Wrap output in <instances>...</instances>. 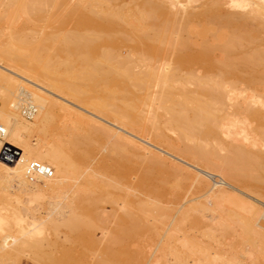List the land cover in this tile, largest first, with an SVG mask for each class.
Segmentation results:
<instances>
[{"label":"bare ground","instance_id":"obj_1","mask_svg":"<svg viewBox=\"0 0 264 264\" xmlns=\"http://www.w3.org/2000/svg\"><path fill=\"white\" fill-rule=\"evenodd\" d=\"M194 1L6 0L7 4L4 5L1 0L3 9L7 6L9 10L12 9L10 16L17 14L19 17L21 13L32 20L35 18L36 22L32 23L39 25L43 31L47 27L45 23L49 24L55 17V24H60L65 19L72 20L73 23H69L74 30L70 27L69 30L67 26V31L63 27L65 31L62 29L64 32H60L61 27L65 26L63 22L62 26L58 25L60 31L56 32L53 30L52 21V32L40 31L35 24L31 28L28 25L30 29L35 27V31L39 33L34 32L35 36L38 34L34 40L32 38L28 41L30 37H26L28 40L23 41L22 38L18 45L23 44V47L9 48L7 42L0 40V146L8 143L18 150V157L11 169L8 168V162L0 160V204L1 207L9 209L7 213L6 209L0 208V259H11L28 250L32 254L31 259L39 260L38 263L81 264L93 245L98 244L96 241L99 242L98 237L95 239L94 236L95 229L100 230V224L108 218L106 216L104 219L106 208L102 211L105 205L102 204H111V212L107 215L112 213L114 217L116 206L121 201L124 210L116 216V225L105 237L101 253L98 252L101 256L94 257V261L97 260L94 264H140L145 259L144 250L148 247L141 250L142 242L140 247L136 244L140 239L138 237H143L146 233L145 238L151 231L155 234L158 232L152 223L145 222L143 218L152 214L150 218L156 220L162 213L165 214L167 207L160 204L165 201L171 203L170 195L176 199H180L177 196L182 198L180 186L178 190L174 186L178 192L173 188V185H179L177 175L183 170L182 167L174 163L166 164L165 158L150 152L136 140L101 124L99 126L88 116L50 100L42 93L48 91L47 88L69 97L75 103L103 115L121 127L144 137L148 136L157 145L165 146L167 150L264 199V0H252L249 6L241 2L251 0H205L201 5L198 0V8L195 3L193 5ZM56 4L57 13L55 8L52 9ZM44 6H48L47 9ZM58 6L61 7L60 10ZM7 9L5 10L8 12ZM53 11L56 16H53ZM28 12L33 14L28 15ZM38 13L44 18H36ZM13 16L15 17L11 16V22L8 23H13L12 19L16 23L17 17ZM25 19L24 22L29 20ZM41 20L46 22L41 23ZM253 21H256V26L249 24ZM9 27L12 28L11 25ZM122 48L126 49L125 55L121 52ZM242 81L245 84L243 87L239 85ZM31 86L35 88H28ZM244 87L250 88V92ZM140 101L142 108L138 110ZM24 103H30L34 107L32 115L27 117L30 119L21 113L20 106ZM148 104V107L152 105L153 108L155 105V108H145L148 111L144 115L143 108ZM56 106L64 110L65 116H69L63 118L68 117L71 125L68 126L65 139L63 137L57 143L53 141L56 144L43 145L41 137L46 134V126L54 118L53 111ZM94 125H97L95 128L99 137L103 136V142L100 145L98 143L99 146L93 142L94 139L91 141V137L88 139L94 132ZM97 133L92 137L97 136ZM32 135L38 138L34 147L27 140ZM83 138L87 143L90 141L98 147L95 154L100 153L99 158L93 160L95 148H88L93 151L90 155L87 153L88 149L87 152L84 150L90 143L85 144V148L81 146L84 149L79 146V143L84 145ZM101 138L97 139L100 141ZM28 160H37L48 165L52 169V175L47 177L27 174ZM92 160L95 161L94 164H91ZM137 163L141 165V172ZM51 177L57 184L64 182V187L73 188V192H54L47 197L49 200L45 202L43 213L45 217L36 216L35 212L33 215V206L29 208V205H17L20 204L18 189L22 192L32 191L25 188L26 182ZM204 181L200 180L198 183L201 188L207 186ZM57 184L54 188L60 186ZM169 184H172L171 187ZM62 187L63 185L59 188ZM219 189L215 193L219 196L217 201L213 196V200L207 199V195L205 199L215 201L211 204L225 211L224 220L231 224L236 223L241 232L246 234L245 240L250 245L248 250L251 248L252 252V256L248 253L251 260L249 263L257 264L260 258H264V232L258 229L257 222L263 211L247 201H241L239 208L233 200L230 206H224L222 201L229 192L221 187ZM137 190L144 196H151L152 199L155 197V200L161 199V194L167 197L169 192V201L165 197V201L161 203V200L158 203L154 199L150 200L151 197L148 200L139 198ZM27 194V201L38 197L43 199L44 196L36 191ZM122 205H119L120 208ZM212 205L209 207L214 208ZM197 207L189 205L181 212L178 211L180 216L177 223L174 221L176 225L189 221L188 224L196 226L206 221L202 220V216H194L195 213L190 215L193 213L190 211L194 208L197 210ZM1 209L6 214H2ZM215 209L219 211L218 208ZM100 210V214L104 216H100ZM135 211L147 216L142 217ZM60 226L65 229L62 236L64 241H61L60 249L54 251L56 248L54 242L48 238L50 233L47 230L50 229L58 236L61 232L60 229L57 233ZM2 230L5 231L3 234ZM181 234L184 235L182 232ZM70 243L79 246L83 259L72 256ZM131 246L137 248L132 249ZM181 246L195 254L188 243L184 242ZM45 247L52 250L46 251ZM168 249H173L174 252L175 248ZM171 251L169 254L174 256L171 258L181 260L177 253ZM91 253L96 255L95 250ZM200 256L186 264L236 263L233 257L234 261L228 262L229 258L226 261L222 256L220 260L219 257ZM157 258L160 259V256Z\"/></svg>","mask_w":264,"mask_h":264},{"label":"rangeland","instance_id":"obj_2","mask_svg":"<svg viewBox=\"0 0 264 264\" xmlns=\"http://www.w3.org/2000/svg\"><path fill=\"white\" fill-rule=\"evenodd\" d=\"M6 0H2V4H7L6 2H5ZM127 1H129V0H127ZM205 1V0H200V5L203 3V2ZM0 2H1V0H0ZM3 2H5V3H3ZM196 4V8H198L200 5H198L197 3H199V1L197 0H195L194 2H193V5L195 6V4ZM241 3H243L244 5H248L249 6V4L251 5L252 4V0L251 1H243V2H241ZM2 4H0V40L2 39L5 43L7 42V44L6 45H8L7 47H9V48H11V46L12 47H15L16 48V46H18L19 48L23 45H18V43H21L20 41H26V40H28V38H29V40L28 41H30V39H32L33 38V40L35 39V37L38 35H36L35 36V33L34 32H36L35 31V27H34V29L32 28V29H30L32 26H33V24H35V23H32L33 21H35L36 22V19L35 18H33V20H32V18H29V16H28V18H27V15H26V17H25V14L23 15V14H21L20 12V14H19V17L17 16V14H13V15H16V17H17V19L15 20V22L16 23H14V19H12V22L13 23H8L9 21L11 22V19H10V17L12 16L13 18L15 17V16H13V15H11L10 16V14H12V12L13 11H11V13H10V10H12V9H10L9 10V8H8V6H7V8H4L3 9V7H4V5L3 6H1ZM8 5H9V3H8ZM55 5V4H54ZM52 6V5H51ZM50 6V7H51ZM60 6V5H59ZM58 6V7H59ZM193 6V9L195 8ZM46 9H47V7L48 6H44ZM1 8H2V10H4L5 11V14H4V12L1 10ZM14 8V7H13ZM44 8V9H45ZM52 8V7H51ZM50 8V9H51ZM55 8V10H56V13H57V11H58V8H57V4H56V7L54 6L52 9H54ZM60 8L61 7H59V10H60ZM195 8V9H196ZM225 8H227V7H225ZM5 9H7V10H9L8 12L5 10ZM231 8H229V10H230ZM231 10H233V9H231ZM47 11V10H46ZM51 11V10H50ZM234 11V10H233ZM1 12H3V14L1 13ZM7 12V13H6ZM18 12V11H17ZM35 11H33V13H34ZM42 12V11H41ZM49 12V11H48ZM16 13V12H15ZM29 14L28 15H32L30 12H28ZM43 13V12H42ZM44 13H45V11H44ZM52 13H54L53 14V16L55 15L56 16V14H55V12L53 11ZM10 16V17H8V15ZM22 15L26 18H24V17H22ZM50 15V14H49ZM48 15V16H49ZM37 16H41V14L39 15V13L38 14H36V18H38ZM45 17L47 16V14L46 15H44ZM51 16V15H50ZM53 16H51L52 18H53ZM5 17V18H4ZM11 17V18H12ZM31 17V16H30ZM41 17H43V15L41 16ZM40 17V18H41ZM3 18V19H2ZM8 18V19H7ZM19 18V19H18ZM40 18H38V19H40ZM44 18V17H43ZM43 18H41V19H43ZM7 19V20H6ZM24 19L25 20H27V19H29V20H27V21H29V24H26V22H24ZM32 21H31V20ZM35 19V20H34ZM37 19V20H38ZM46 19V18H45ZM48 19V18H47ZM50 19V18H49ZM48 19V20H49ZM55 19L57 20V18L55 17ZM54 18H53V20L54 21H56ZM3 20H5V21H3ZM18 20V21H17ZM52 20V21H53ZM6 21H7V23H6ZM39 21V20H38ZM44 21V20H43ZM43 21L41 20V23H43ZM52 21H50L49 22V24H46L45 23V25H47V27H45V31H43V28H42V26H41V24H40V26H41V28L42 29H40L39 28V25L37 26L36 24H35V26H37V29H39L40 31H43V32H49V31H51V28L53 29V24H52ZM53 21V23H54V31H56V32H59L60 31V26H58V25H60L61 24V26L63 25V22H64V24H65V26L63 25L62 27H61V30L63 29V27L66 29V31L68 30V28L70 27V28H72V25H71V23H73L72 22V20L70 21V19L67 21V19H65V20H63V22L62 23H60V24H55L56 22H54ZM67 21V23H65ZM6 24H5V23ZM31 22V23H30ZM40 22V21H39ZM38 22V23H39ZM44 22H46V20L44 21ZM69 22H71V23H69ZM28 23V22H27ZM256 21L254 22H250L249 24L251 25H253V26H256ZM9 24V25H8ZM14 26H13V25ZM25 24H26V26H25ZM68 24V25H67ZM69 24H70V26H69ZM11 25V27L12 28H10L9 26ZM19 25V26H18ZM24 25V26H23ZM28 25H29V27H28ZM44 25V24H43ZM44 25V26H45ZM48 25H49V27H48ZM8 26V27H7ZM23 26V27H22ZM51 26V27H50ZM67 26H68V28H67ZM252 26V27H253ZM20 27H22V29L20 28ZM27 27V28H26ZM57 27V28H56ZM69 28V30H71ZM8 29V30H7ZM10 29V30H9ZM30 29V30H29ZM65 29H63L64 31H65ZM73 29V28H72ZM222 29H224V28H222ZM33 31V32H31L30 33V31ZM52 30V31H53ZM60 31V32H64V31ZM74 30V29H73ZM10 31H11V34H10ZM51 31V32H52ZM79 31H81L82 32V30H79ZM8 32V33H7ZM12 32H14V33H12ZM19 33V34H18ZM28 33V34H27ZM37 33H39L38 31H37ZM14 35V36H12L11 38L9 37V35ZM28 35V36H27ZM10 39H9V38ZM26 37H28V38H25ZM8 38V39H7ZM23 38V39H22ZM22 39V40H21ZM8 40H10L9 42H8ZM11 44V45H10ZM17 44V45H16ZM10 45V46H9ZM23 47V46H22ZM18 49V48H17ZM121 52H122V54H124L125 55V52H126V49L125 48H122L121 49ZM9 68V67H8ZM244 83H243V81L242 82H240L239 83V85H242V87L245 85H243ZM44 88H46V86H43ZM28 88H35V87H28ZM244 89H245V87H244ZM248 89H250V88H248ZM248 89H245V90H247L248 92H250ZM47 90L48 91H45V92H42L44 95H46V96H48L49 97V99L50 100H52V101H54V102H57V103H59V104H62V105H64V106H67V107H69V108H72L73 110H76L77 112H79L80 114H82V115H84V116H88V118H90L91 120H94L95 122H97V125H99V124H101L102 126H105V127H107V128H109V129H112V130H114V131H116V132H120L121 134H123V135H126V136H128L129 138H131V139H134V140H136V142H138V143H141V144H143L144 146H146L147 147V149H149V151L150 152H153V153H156V154H159V155H161L163 158H165V160H166V164H169V163H174V164H178L180 167H182V171H181V173L179 172V175H177V177L179 176V178H178V180H177V177L175 178H173V179H175V180H177V182L179 181V183H177V184H179V185H173V188L175 189V187L177 186V190H178V187L180 188L179 189V191H180V194L182 193V198H181V196H177V197H179L180 199H176V198H173V195H170L169 194V192H168V194H167V197H166V195H165V193H167V192H165L163 195H165V196H162V194H161V196H160V198L161 199H154L155 200V202L157 201V203H158V201L159 200H161L160 201V203L161 202H163V200L165 201V198H166V200H168V196L170 195L171 197L169 198V200H170V202L171 203H167V201H165V202H163V203H161L160 205H162V206H164L165 208L167 207V208H169V210L166 208V210H164V213L165 214H167L166 216H165V214H163L162 213V215H160L159 216V214H158V216L161 218H163L162 220L158 217H156L157 219L156 220H153V219H151L150 218V215H152V214H150V215H148V219H150L149 221H147L148 219L147 218H143V220H146L145 222H149V223H152V226H153V228H154V226H155V228L154 229H156L155 231H158V232H156L157 234H155L153 231H151L152 233H154L153 234V236L151 235L152 233H148V235L144 238V236L146 235V233L143 235V237L141 236V237H138V238H140V239H138V241H137V245H138V247H140V242H142L141 243V247H142V244H143V249H141V250H144V248L146 249L147 247H148V249H146V250H144L145 251V253H144V257H145V259H144V261L142 262V263H140V264H186V262L188 261V263H191L192 262V260L194 259H196L197 257H199L200 255V257H203V256H205V257H219V260H220V257L222 258V259H225L226 261L228 260V258H229V260H228V262H233L234 260H236L235 262L237 263V262H239V263H237V264H248L249 262H251V260L249 259V255H248V253L250 254V253H252L251 252V248H250V251L248 250V248L250 247V245H249V242L248 241H246L245 239H246V237H245V235L246 234H243V232H241L242 230L240 229V227L238 226V225H236V223H232L231 224V222L229 223V221L228 222H226L225 220H226V218L224 217L223 218V216L224 215H226V213H225V211L224 210H222V209H220L218 206H215V205H212L211 203H215V201H212L213 200V198H214V200H218L219 198V196H217V194H215V193H217V191L218 190H220L219 188L221 187V189H224V190H226V191H228L229 192V194H228V196L226 197V198H224V200L222 201V204H224V206H230L231 205V202H235L236 203V206H237V208H239V206H241L242 205V202L241 201H247V202H250V203H252L253 205H255V206H259L258 208L259 209H261L263 212H262V216H260V218H258V229H260V231H262V232H264V199L262 200V199H260L259 197H257L256 196V194H251L250 193V191H246V189H244L243 187H241L239 184H234V183H232V182H229V181H227V180H225L224 178H221L220 176H217V175H215L216 173H214V172H212V171H210L209 169H206L205 167H203V166H200V165H198V164H195V163H192V162H190V161H188L187 159H184L183 157H181V156H179L177 153H175V152H173V151H169V149L167 150V148L164 146L163 147V145H157L156 143H154V142H152L150 139H149V137L148 136H145L144 137V135H140V134H137V133H134L133 131H130V130H128V129H126V128H124V127H121V126H119L118 124H116V123H114L113 121H111L110 119H107V118H105L103 115H101V114H98V113H95V112H93L91 109H87V107H85V106H83V105H81V104H77V102L75 103V101L74 100H72V99H70L69 97H67V96H64L63 94H60V93H58V92H56V91H53V90H50V88H47ZM53 93H52V92ZM63 95V96H62ZM53 96V97H52ZM264 96V95H263ZM142 103H141V101L140 102H138V110L140 109V108H142V105H141ZM150 104V103H149ZM149 104L148 105H146V106H144V115H145V113H147L146 111H148V110H146V109H148V108H151V106L150 107H148L149 106ZM145 105V104H144ZM146 108V109H145ZM153 108H155V105H154V107ZM153 108H151V109H153ZM56 109V110H55ZM59 107H54V113H53V115H54V118H52L51 119V122L49 121V123L47 124V126H46V129H47V131H46V136L45 135H43L41 138H42V142L41 143H43V145H47V143H48V145H52V143L53 144H56L57 143V140L58 139H63V137H64V139L66 138V135H67V132H68V130H69V124L71 125V123H70V121H68L67 120V118L69 117L68 115H66V116H68L66 119H64L63 117L65 116L64 115V110L63 109H60ZM62 110V111H61ZM142 111V110H141ZM140 111V112H141ZM151 111V110H150ZM149 111V113L148 114H150L151 112ZM63 113V114H62ZM65 114H67L66 112H65ZM56 116V117H55ZM65 116V117H66ZM27 118V117H26ZM27 119H30V118H27ZM69 119V118H68ZM53 121V122H52ZM65 121H66V123H65ZM59 124V125H58ZM67 124V125H66ZM58 125V126H57ZM65 126V127H63V126ZM78 125V124H77ZM80 125V124H79ZM97 125L95 126L94 125V128H93V134L91 135V136H88V139H89V137H91L90 139H91V141H93V139H94V143L95 144H97V146H99L100 144H102V142H103V136H102V138H101V136L99 137V135H98V133H97ZM57 126V127H56ZM69 126V127H68ZM82 125H80V127H81ZM100 126V125H99ZM98 126V127H99ZM61 127V128H60ZM68 127V129H66ZM77 127H79V126H77ZM96 127V128H95ZM60 128V129H59ZM82 128V127H81ZM80 128V129H81ZM49 129V130H48ZM63 129H64V131H63ZM99 129H100V127H99ZM60 130V131H59ZM79 130V129H78ZM48 131H50L49 133H48ZM61 131H63V133L64 134H62V132ZM67 131V132H66ZM58 132V133H57ZM99 132V131H98ZM96 133H97V136H95L96 137V139H95V137H92L93 135H96ZM81 134V133H80ZM77 136V138L79 137V139H80V136L77 134L76 135ZM83 136H85V135H83ZM143 136V137H142ZM170 136H171V134H170ZM37 136H35V135H32V136H30V137H27V140H28V143L30 144V145H32L33 147H34V145L37 143V140H38V138H36ZM61 137V138H60ZM81 137H82V134H81ZM86 137V136H85ZM97 138H101L100 139V141L97 139ZM87 139V140H88ZM89 139V140H90ZM45 140V141H44ZM81 140H82V138H81ZM85 140V142H84V145H83V143H82V145H80V141L78 142L79 143V146L81 147V146H84V148H85V144L87 145L88 143H90V141L87 143V141H86V139H84L83 138V141ZM150 140V141H149ZM56 142V143H54V142ZM96 141H99V142H97L96 143ZM50 143V144H49ZM98 143H99V145H98ZM88 146V147H87ZM86 146V148L84 149V148H82V149H84L86 152H87V149L88 148H91V150H93L94 148V154H95V152L97 151V149H98V147L96 146V145H93V143H90V144H88ZM90 146V147H89ZM92 147H93V149H92ZM96 147H97V149H96ZM89 151L87 152L88 153V155H90L89 153L90 152H93V151H91L90 149H88ZM103 150V149H102ZM101 152H103V151H101ZM99 153V152H98ZM104 153V152H103ZM92 154V153H91ZM100 154V153H99ZM99 154H95V158L93 159V160H96L97 158H99L98 157V155ZM144 154H146L147 156L149 155L148 153H146V152H144ZM101 155V154H100ZM97 157V158H96ZM92 160V161H93ZM85 161V160H84ZM84 161L82 162V163H84ZM16 161H13V162H8V168L9 169H11L12 167H13V165H14V163H15ZM94 164L95 163V161H93V162H91V164ZM137 167H138V170L140 169V164L139 163H137ZM92 167V166H91ZM90 168V167H89ZM86 169H88V167L86 168ZM141 170H142V168H141ZM141 170H139V172H141ZM186 172V173H185ZM140 173H138V175H139ZM186 175V176H185ZM53 176H54V173H53ZM52 176V177H53ZM52 177L51 178H48V179H42V180H40V181H33V180H30V182L28 181V183L26 182L25 184H26V186H25V188H29V189H31L32 191H36L37 193H42L44 196H45V198H44V196H43V199L42 198H39V200H38V198H36L37 199V201H36V199L34 200H31V201H27V198L29 197V194H27V193H30V192H32V191H24V192H22L21 190H19L18 189V192H19V195L18 196H20L19 198L21 199V201H20V199H19V201L18 202H20V204H17V205H20V206H23L24 207V205H25V207H26V205H29V206H27V207H29V208H31L32 206V214H33V212H35L34 214H36V216H38L39 215V217L41 216H43V217H45V215L43 214L45 211V202H46V200L48 199L47 197H49L50 195H52L54 192H59V193H61L62 191H66V193H68V192H73V188H71L70 186V188L69 187H64L65 186V184H63L64 182H61L62 184H60V182H58V184L54 181V179H52ZM196 177V178H195ZM195 179V180H194ZM172 180V179H171ZM174 180V181H175ZM200 180H202V181H206V183H207V186L205 185L204 187H202L201 188V186H199V181ZM132 181L134 182L135 181V179H132ZM173 181V182H174ZM204 181V182H205ZM155 182H157V180L155 179ZM171 183V182H170ZM60 185V186H57L58 188H54V187H56V186H54V185ZM168 184V183H167ZM181 184V185H180ZM230 184V185H229ZM63 185V187L62 188H59V187H61ZM170 185H172V184H169V186ZM238 185V186H237ZM66 186H68L67 184H66ZM175 186V187H174ZM171 187V186H170ZM68 188V189H67ZM215 188V189H214ZM217 188H218V190H217ZM57 189V190H56ZM170 190H172V188H170ZM176 190V189H175ZM176 190V192H178ZM183 190V191H182ZM208 190H209V192H208ZM68 191V192H67ZM139 190H137V195H138V197L139 198H143L144 197V199H149L148 197H151V196H144V194L142 193V192H138ZM216 191V192H215ZM213 192V193H212ZM70 193V194H71ZM212 193V194H211ZM233 193V194H232ZM69 194V193H68ZM179 194V195H180ZM208 194H210L209 195V197H208ZM143 195V196H142ZM207 195V196H206ZM232 195V196H231ZM205 196L207 197V199H212V200H210V201H208L207 199H205ZM211 196H213V198L211 197ZM217 196V197H216ZM147 197V198H146ZM158 197H159V195H158ZM157 196H156V198H158ZM165 197V198H164ZM26 199V200H25ZM152 199V197L150 198V200H153ZM173 199H176V201H174ZM240 199V200H239ZM249 199V200H248ZM24 200V201H23ZM45 200V201H44ZM49 200V199H48ZM47 200V201H48ZM168 200V201H169ZM233 200V201H232ZM237 200H239V201H237ZM23 202V203H22ZM25 202V203H24ZM28 204H27V203ZM200 202V203H199ZM203 202H204V204H203ZM206 202V203H205ZM254 202V203H253ZM21 203L23 204V205H21ZM120 204H118L117 206H116V208H117V210L115 211V213L113 214V216L114 217H112V213L110 214V216L109 215H107V214H109L108 212H111V211H109V210H111V209H109V208H111L110 207V203L108 204V202H105V203H101L102 204V206H103V209H102V211L104 210V211H106L104 214H105V216L104 215H101L102 213V211L100 210V212H99V214H100V216H104V219H106L107 217L106 216H108V218H107V220H105V222L102 224H100V227L99 228H101L100 230H98V228H96L95 229V232H94V236H96L95 237V239L98 237V240H99V242L101 243H99L98 241H96L98 244H96L95 243V246L93 245V247L91 248V250H89L88 251V256H84V261H82L81 262V264H86L87 262V264H94V262L96 263V258H95V260L96 261H94V257L95 256H97V258L99 257V255L100 254H98V252H100L101 251V248H102V245L104 244V241H105V237L108 235V233L112 230L111 228H113L114 227V225H116L115 223L117 222V217L122 213V211L124 210L123 209V205H122V203H121V201L119 202ZM176 203V204H175ZM192 203V204H191ZM209 203V204H208ZM39 204V205H38ZM107 204V205H106ZM171 204V205H170ZM186 204V205H185ZM195 204H196V206H195ZM206 204V205H205ZM256 204H258V205H256ZM15 205H16V203H15ZM16 205V206H17ZM31 205V206H30ZM119 205H122V207L120 208V206ZM167 205V206H166ZM188 205V206H187ZM189 205H194V207H197L198 209L196 210L195 208L194 209H192L190 212H193V213H190V215L191 216H193V214H194V216L196 215V216H198V217H201L202 216V220H206V221H203L202 223H199L200 225H196V226H191L190 224H188V222H183L182 224L181 223H179V225L177 226L176 225V223L178 222V221H176V220H178V216H180L179 215V212L178 211H182V210H184L186 207H189ZM209 205H212V206H215L216 208H218V210L220 211H217L216 209H215V207L214 208H212L211 206L209 207ZM3 206V205H2ZM19 206V207H20ZM38 206V207H37ZM109 206V207H108ZM119 206V207H118ZM202 206H204L206 209L204 210V208L202 207ZM207 206V207H206ZM42 207V208H41ZM105 207V208H104ZM172 207V208H171ZM191 207V206H190ZM0 208H3V207H1V204H0ZM8 207H4L3 209H6V211L8 210L9 211V209H7ZM37 208V209H36ZM118 208H120V209H118ZM203 208V209H202ZM3 209H1L2 211V214H4L3 212H5V214H6V211L5 210H3ZM173 209V210H172ZM200 209V210H199ZM176 210V211H175ZM198 210H199V212H198ZM210 210V211H209ZM8 211H7V213H8ZM195 211V212H194ZM200 211H202V212H200ZM203 211H204V214L206 215H204L203 214ZM208 211V212H207ZM221 211H223V213L221 212ZM240 211H242V210H240ZM36 212H38V213H36ZM137 211H135V213H136ZM171 212V213H170ZM197 212V213H196ZM244 212V211H243ZM200 213V214H199ZM202 213V214H201ZM220 213H222V214H220ZM225 213V214H224ZM245 213V212H244ZM246 213H248V212H246ZM33 214V215H34ZM137 214H140V216H142L143 217V215H146L147 216V214H142L141 212H137ZM178 214V215H177ZM203 215H204V217H203ZM117 216V217H116ZM168 216V217H167ZM208 216V217H207ZM210 217V218H209ZM214 219H213V218ZM215 217H217V218H215ZM219 217H222L221 218V220H219ZM26 218H30V217H26ZM103 218V217H102ZM173 218H174V220H173ZM176 218V219H175ZM205 218H207L208 219V221H207V219H205ZM111 219V220H110ZM159 219L162 221V222H160L159 221ZM188 219H190V218H188ZM215 219H217V220H215ZM225 219V220H224ZM29 220V219H28ZM166 220V221H165ZM172 220V221H171ZM211 220H212V222H211ZM216 222H215V221ZM219 220V221H218ZM224 222H223V221ZM115 221V222H114ZM176 223H175V222ZM172 222H173V224H172ZM207 222H209V224L207 223ZM222 222V223H221ZM113 223V224H112ZM172 225H171V224ZM175 223V224H174ZM190 223V222H189ZM217 223V224H216ZM219 223V224H218ZM105 224V225H104ZM147 225H148V223H146ZM188 224V225H187ZM206 224V225H205ZM224 224V225H223ZM227 224V225H226ZM102 225H104V226H102ZM175 225H176V227H175ZM209 225V226H208ZM110 226V227H109ZM173 228H172V227ZM222 226L224 227H226V228H228V229H225V227L224 228H222ZM230 226V227H229ZM63 227V226H62ZM61 226L59 227V229L57 230V233L60 231V229H61V232L60 233H58L59 235L58 236H56V235H54V233H52L53 231H51L50 229H48L47 230V233H50V234H48L47 236H49L48 238L50 239V241L52 240L53 242H54V246H55V248H56V250L54 249V251H58L59 249H60V245H61V241L63 240V232H64V227L62 228ZM104 227V228H103ZM234 228V229H232V228ZM149 228H151V230H154L152 227H150V225H149ZM172 228V229H171ZM109 229V230H108ZM262 229V230H261ZM206 230H208V231H206ZM212 230V231H211ZM195 231V232H194ZM236 231V232H235ZM5 231L4 230H2V234L4 233ZM107 232V233H106ZM181 232L182 233H184V235L183 234H181ZM206 232H207V235H206ZM210 232V233H209ZM218 232V233H217ZM242 233V235H240L241 233ZM56 233V234H57ZM98 233V234H97ZM167 233H169V234H167ZM171 233V234H170ZM178 233V234H177ZM205 234V235H204ZM237 234V235H236ZM150 235V236H149ZM168 235V236H167ZM170 235V236H169ZM182 235V236H181ZM214 235V236H213ZM220 235V236H219ZM149 236V237H148ZM211 236H212V239H210L211 238ZM217 236V237H216ZM149 239H148V238ZM151 237V238H150ZM171 237H173V238H171ZM176 237V238H175ZM177 237H178V239H177ZM204 237V238H203ZM215 237V238H214ZM234 237V238H233ZM238 237H240V239L238 238ZM242 238V239H241ZM145 239V240H144ZM150 239H153V241H151ZM155 239V240H154ZM176 239V240H175ZM185 239H188V240H185ZM143 240V241H142ZM149 240V241H148ZM179 240H182V241H179ZM64 241V240H63ZM103 241V242H102ZM144 241H146V243L144 242ZM215 241V242H214ZM239 241V242H238ZM242 241V242H241ZM67 242V241H66ZM66 242H62V243H64V244H68V243H66ZM144 242V243H143ZM170 242V243H169ZM177 242V243H176ZM185 242V243H188L191 247H193L192 249L194 250L193 252H195V254L194 253H192L191 251H187V250H185L184 248H183V246H181L183 243ZM189 242H193V243H189ZM198 243V245L196 244V243ZM248 242V243H247ZM134 243V242H133ZM133 243H131L132 244V246L134 245ZM168 243V244H167ZM182 243V244H181ZM204 243V244H203ZM71 244V243H70ZM147 244V245H146ZM194 244V245H193ZM197 246H196V245ZM136 245V246H137ZM146 245V246H145ZM193 245V246H192ZM248 245H249V247H248ZM1 246V245H0ZM11 246V245H10ZM71 252H72V256L73 257H75V258H77V259H79V257H81V259H83V257H82V255H81V251H80V249H79V246H77V245H75V244H71ZM99 246H100V248H99ZM131 246V247H132ZM136 246H134L135 248H137ZM178 246V247H177ZM195 246V247H194ZM199 246V247H198ZM204 248H203V247ZM134 247H132V249H134ZM163 247V248H162ZM197 247H198V249H197ZM205 247H207V248H205ZM2 248V246L0 247V249ZM96 248H98V249H96ZM165 248L167 249V250H165ZM168 248H175L176 249V251H175V249H174V252H175V254L176 255H178L177 257H179L181 260H176V259H173V258H171V257H174L173 255H171V254H169L170 253V250H172L171 252H173V249H168ZM209 248V249H208ZM237 248V249H236ZM204 250V252L202 253V250ZM217 251H216V250ZM235 249V250H234ZM45 250L46 251H50V250H52V249H49V247H45ZM95 250V253H96V255L93 253V255H91L92 253L91 252H93ZM139 250H140V248H139ZM162 250V251H161ZM196 250V251H195ZM200 250V251H199ZM206 250H208V251H206ZM213 250H215V251H213ZM234 250V251H233ZM97 251V252H96ZM161 251V252H160ZM188 253H187V252ZM243 251V252H242ZM248 251V252H247ZM168 252V253H167ZM173 252V253H174ZM197 252V253H196ZM200 252V253H199ZM209 252V254H207ZM101 253V252H100ZM165 253V254H164ZM179 253V254H178ZM199 253V254H198ZM202 253V254H201ZM211 253V254H210ZM220 253V254H219ZM20 254L21 255H19V253L15 256V257H13V258H5L4 260L3 259H0V264H39V263H42L43 264V262H39L38 263V261H36L37 259H31V258H33L32 257V254H31V252H29L28 250H25V251H23V252H20ZM169 254V255H168ZM187 254V255H186ZM189 254V255H188ZM197 254V255H196ZM183 255V256H182ZM191 255V257H189ZM196 255V256H195ZM218 255V256H217ZM251 255V254H250ZM18 256V257H17ZM101 256V255H100ZM158 256H160V259H156V257H158ZM188 256V257H187ZM252 256V255H251ZM232 257H233V259H232ZM186 259V260H183V259ZM187 258H189V259H187ZM192 258V259H191ZM236 258V259H235ZM242 258V259H241ZM164 259V260H163ZM175 260L176 262H174L173 260ZM260 259H262V260H260ZM259 260H258V263L257 264H264V258H260ZM147 260V261H146ZM165 260H167V262L165 261ZM183 260V262H181ZM224 260V261H225ZM242 260V261H241ZM246 260V261H245ZM223 261V260H222ZM164 262V263H163ZM171 262V263H170ZM181 262V263H180ZM235 263V264H236ZM45 264V263H44ZM250 264V263H249Z\"/></svg>","mask_w":264,"mask_h":264},{"label":"built area","instance_id":"obj_3","mask_svg":"<svg viewBox=\"0 0 264 264\" xmlns=\"http://www.w3.org/2000/svg\"><path fill=\"white\" fill-rule=\"evenodd\" d=\"M21 113L25 117H30L32 113L34 112V107L30 103H24L20 106ZM2 131V126L0 124V133ZM17 148L13 147L12 145L5 143L0 146V160H3L5 162H12L17 159L18 153ZM26 172L27 174L36 176H51L52 175V169L48 165L37 161V160H28L26 164Z\"/></svg>","mask_w":264,"mask_h":264}]
</instances>
